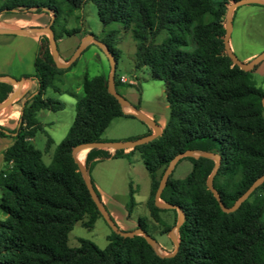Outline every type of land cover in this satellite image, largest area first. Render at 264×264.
Segmentation results:
<instances>
[{"label":"trees","instance_id":"16d2710c","mask_svg":"<svg viewBox=\"0 0 264 264\" xmlns=\"http://www.w3.org/2000/svg\"><path fill=\"white\" fill-rule=\"evenodd\" d=\"M230 1L0 0V13L13 9L52 12L50 29L55 40L77 31L59 25V18L72 15L86 2L95 5L103 27L116 23L123 31L130 30L136 43L134 65L147 67L152 77L164 83L169 108L160 134L130 148L140 151L150 175L148 207L155 220L165 208L154 205V192L163 171L180 152L218 156L211 186L226 207L264 172V89L251 79L258 64L242 70L224 52L222 21ZM162 31L166 36L155 42ZM114 32H107L100 41L116 67ZM33 66L34 73L23 77L35 79L36 89L23 101L16 127L12 131L0 127L2 136L14 133L13 142L2 152L0 169V264H264V180L233 211L224 212L205 184L214 160L203 156L181 157L191 161V171L182 179L169 175L159 196L183 211L173 256L158 255L142 235L122 237L111 229L103 249L85 239L69 246L67 234L75 222L91 228L101 216L71 150L83 142L105 141L101 135L114 117L133 114L125 113L107 91L106 76L84 74L74 119L45 164L32 143L41 129L36 113L63 107L61 101L43 97V92L47 87L57 91L55 77L70 66L55 65L45 36ZM119 84L114 73L117 93ZM11 92L12 85L0 81V102ZM49 143L50 139L47 147ZM122 154V149L110 154L107 149L92 148L84 166L88 173L93 162ZM137 226L147 232L143 220L138 219Z\"/></svg>","mask_w":264,"mask_h":264},{"label":"rangeland","instance_id":"374dc122","mask_svg":"<svg viewBox=\"0 0 264 264\" xmlns=\"http://www.w3.org/2000/svg\"><path fill=\"white\" fill-rule=\"evenodd\" d=\"M214 3L216 4L217 0H214ZM262 6L257 3L243 4L237 6L233 13L228 44L240 62L246 63L248 62L246 57L252 60L264 51V6ZM5 13L7 17L16 18L17 25L41 24L46 26L52 16L51 12L36 13L32 10ZM222 22L224 26V15ZM59 25H63L67 29L75 28L77 30L70 36H63L56 40L59 55L71 52L73 54L85 35L89 34L95 39L101 40L107 32L114 30L113 48L118 52L115 75L118 78L123 76L126 80L117 86L118 93L131 106L158 126H164L167 123L169 108L164 83L152 77L147 67H135L136 43L130 30L123 31L122 27L116 23L103 27L92 2L82 4L70 16H60ZM29 27L32 26L25 28ZM55 28L57 29L58 25ZM37 34L41 38L45 36L48 39L45 32H37ZM14 36H16L15 45H18V49L3 46L0 48V60L2 63L8 64V69L16 77L32 75L34 73L33 59L39 48L36 43H32L30 40L17 37V35ZM165 36L166 33L162 31L155 37V42H160ZM22 49L25 51L22 52ZM63 61L66 60L59 58V62ZM109 71L110 64L101 47L90 42L74 63L55 77L53 83L58 90L56 91L51 87L44 90L43 97L57 99L63 103L61 109L55 111L41 109L36 113L41 129L35 132L32 143L41 152V158L45 164L50 163L56 146L66 136L74 119L75 103L83 95V75L87 74L88 77H92L102 74L107 77ZM251 79L257 86L264 89V59L251 71ZM22 97L24 94L20 98ZM150 129V124L143 119L133 115L118 116L109 122L101 138L105 141L137 140L150 134ZM48 139H50V143L47 147ZM122 150L123 154L120 157L102 158L93 162L89 167V177L97 197L120 230H133L138 227L137 220H143L147 233L153 238L161 254H167L174 249V245L168 236V230L176 221V212L165 208L157 212L158 218L156 220L151 216L148 207L151 188L150 175L144 166L140 151L137 148ZM2 168L3 164L1 165ZM191 168L192 163L189 159H178L169 174L170 178L182 179L188 175ZM167 196L166 191L164 198ZM130 199L133 202L131 207H129ZM159 201L165 202L162 198H159ZM110 233V227L102 216L95 219L91 228H86L81 224V221H77L67 234V244L75 247L79 245L80 239H85L103 249L107 244V235Z\"/></svg>","mask_w":264,"mask_h":264},{"label":"water","instance_id":"95a60500","mask_svg":"<svg viewBox=\"0 0 264 264\" xmlns=\"http://www.w3.org/2000/svg\"><path fill=\"white\" fill-rule=\"evenodd\" d=\"M250 3L264 4V0H232L227 5L225 13H224L225 25H224V35L222 37V43H223L225 54L228 56V58L230 59V61L232 62L233 65H236L240 69L245 70V71L252 69L255 65H257L261 60L264 59V51L246 63L240 62L235 57L233 52L231 51L229 44H228V38H229L230 31H231V24H232L231 13H232V10H234L239 5L250 4ZM13 11H18V10L13 9ZM52 17H53V15L51 16L50 21L48 22V24L46 26H41V27L34 26V27H29V28H1L0 27V34H26V33H37V32L47 33L49 47H50V54L52 56V59H53L55 65L58 68H66V67L70 66L71 63L76 60V58L80 55V53L86 48V46L90 42H94L97 46L101 47L102 51L104 52V54L107 57L109 64H110V71H109V74L107 76V91L112 96L115 97V99L120 104L122 110L125 113H131L135 117H138L140 119L145 120L148 124H150V126L153 127V132L146 135L145 137H143L141 139H137V140L83 142V143L75 145L72 148L71 156L73 157V159L77 165V168H78V170H79V172L83 178V181L85 183V186L88 190V193H89L91 199L95 203V205H96L98 211L100 212L101 216L104 218V220L106 221V223L109 225L110 229L114 233H116L122 237H132L133 235H142L144 237V239L146 240V242L153 248V250L158 255H160V256H173L178 249L177 230L183 221V211L180 207H178L175 204H172L169 202H160L159 196H160L162 189L164 188V186L166 184V181L168 179L169 174L171 173V170L173 169L175 163L178 161L179 158L186 157V156L197 158L199 156H203V157H209V158L214 159L213 170L207 176L205 184H206V187L208 188V190H210V192L212 193V195L214 196V198L218 202L220 208L224 212L233 211L239 205V203H241L243 200H245L246 197L264 180V172L260 176H258L249 185V187L239 196V198L236 200V202L231 207H226L222 203L219 194L211 186V180H212V177H213L215 170L217 168V165H218V156L216 154H213L210 152H196V151H192V150H185L183 152H180L172 158V160L169 162V164L165 168L164 172L161 175V178L159 180L157 188L154 192V195H153V202H154V205L156 207L166 208V209H175L176 210V221H175L174 225L168 230V236L174 245V249L167 254H161V252L159 251V249H158L157 245L155 244V241L153 240V238L151 236H149V234L145 230H143L141 227H136L130 231L120 230L116 226V224L113 222L111 217L108 215L107 211L105 210V208L103 207V205L99 201L98 197L96 196L94 189L92 187V184L90 182L89 175H88L87 170L84 166V163H80L75 158V154L77 152H79L80 150L85 149V148L87 149V151L92 149V148H102V149H107V150L111 149L113 151L117 150V149L133 148L137 145L147 143L148 141H150L153 138H155L156 136H158L161 132V128L157 124H155L152 120H150L149 118L144 116L142 113H140L135 107L131 106L124 97H122L120 94L115 92V90H114L115 60H114L112 54L109 52L108 48L105 46V44L102 41L95 39L93 36H91L89 34L85 35L82 38V40L80 41V43L78 44V46L76 47V49L74 50L73 54L68 58V60L63 61V62H59L56 40L54 38L53 32L50 29V23H51ZM28 79L29 78H25V77H21V78L17 79V78H13L10 76H0V81L7 82L9 84H13V85H17V86H21ZM20 95H21V93H19V90L12 92V94L8 98H6L4 101L0 102V109L5 108L8 105H10ZM262 103L264 105V96L262 98ZM124 106L130 107L132 109V111H125Z\"/></svg>","mask_w":264,"mask_h":264},{"label":"crops","instance_id":"0c3cea01","mask_svg":"<svg viewBox=\"0 0 264 264\" xmlns=\"http://www.w3.org/2000/svg\"><path fill=\"white\" fill-rule=\"evenodd\" d=\"M259 5H263L264 6V4H259ZM234 11H235V9L232 10L231 18L233 16ZM12 12H18V11H12ZM0 15H1L0 16V27L1 28H17V27L25 28L26 26H32V27H34V26L41 27L42 26L41 24H27V25L21 24V25H17L16 23L18 21H17L16 18H12L10 16L7 17L6 16L7 14L5 12L0 13ZM14 35H17V37H23L24 39L30 40V41H32V43H36L38 48H39L40 41H41V36L38 35L37 33L0 34V48H3V46H6V47H10V48L12 47L13 49H18V45H15V42H16V38L15 37L16 36H14ZM57 40H59V39H57ZM12 44H14V45L12 46ZM22 50H23L22 52L25 51L24 49H22ZM71 55H72V52L71 53H64L63 55H59L58 54L59 58L63 59V60H67ZM249 60H251V58L248 59V57H246V61H249ZM260 62L258 64H260ZM7 66H8V64H4L0 60V76H13L14 78H19V77L14 76L12 74V71L9 70L8 69L9 67H7ZM20 76L23 77V75H20ZM11 85H12V92H15V91L19 90V93H21L20 97L23 94H24V97H22V98L19 97L16 100H14L7 107L0 109V127L4 128L7 131H12L16 127L17 120H18L19 113H20L21 105H22L23 101L25 100V97H27L30 93L35 91L37 83H36L35 79L29 78L21 86H15L13 84H11ZM12 92H11V94H12ZM124 110L128 111L129 108L125 107ZM150 127H151V129L149 130V133H152L153 132V127L152 126H150ZM159 127L161 128L163 126L160 125ZM13 135H14V133L9 134V135H5V136L0 135V169H1V165L3 164L2 152H3V150L5 148H7L13 142ZM113 152H114L113 150H111V149L109 150L110 154H113ZM86 153H87V149L85 150V156H86ZM106 158H112V157L109 156V157H106Z\"/></svg>","mask_w":264,"mask_h":264},{"label":"bare ground","instance_id":"6f19581e","mask_svg":"<svg viewBox=\"0 0 264 264\" xmlns=\"http://www.w3.org/2000/svg\"><path fill=\"white\" fill-rule=\"evenodd\" d=\"M22 92H23V91H22ZM125 107H128V106H124V108H125ZM128 108H129L128 111H132V109H131L130 107H128ZM85 150H86V148L80 150L79 152H77V153L75 154V158H76L80 163H82V162L84 161V158H85Z\"/></svg>","mask_w":264,"mask_h":264},{"label":"built area","instance_id":"2783aa9c","mask_svg":"<svg viewBox=\"0 0 264 264\" xmlns=\"http://www.w3.org/2000/svg\"><path fill=\"white\" fill-rule=\"evenodd\" d=\"M118 79H119V81L122 82V83L126 81L125 78H124L123 76H120Z\"/></svg>","mask_w":264,"mask_h":264}]
</instances>
